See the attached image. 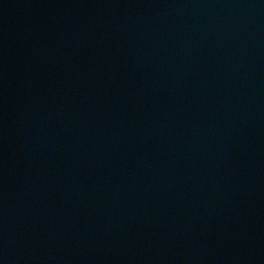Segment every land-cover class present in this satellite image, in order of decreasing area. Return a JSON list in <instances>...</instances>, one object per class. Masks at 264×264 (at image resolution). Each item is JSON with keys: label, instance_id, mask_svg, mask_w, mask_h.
Masks as SVG:
<instances>
[{"label": "water", "instance_id": "obj_1", "mask_svg": "<svg viewBox=\"0 0 264 264\" xmlns=\"http://www.w3.org/2000/svg\"><path fill=\"white\" fill-rule=\"evenodd\" d=\"M0 264H264V0H0Z\"/></svg>", "mask_w": 264, "mask_h": 264}]
</instances>
